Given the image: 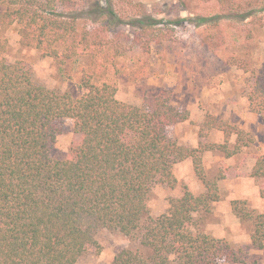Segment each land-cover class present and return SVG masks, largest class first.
<instances>
[{"label":"trees","instance_id":"obj_1","mask_svg":"<svg viewBox=\"0 0 264 264\" xmlns=\"http://www.w3.org/2000/svg\"><path fill=\"white\" fill-rule=\"evenodd\" d=\"M217 1L221 7L231 5V0ZM69 2L0 0V24L16 23L21 44L61 64L81 54L90 56L86 91L78 97L37 84L20 61L0 59V264H75L95 242L99 227L118 230L141 246L119 250L109 264H257L249 249H264V212L246 199H233L230 205L237 218L252 225L248 245L212 236L196 222L200 212H210L221 200L218 181L227 172L220 162L221 170L208 176L203 153H238L241 131L207 115L198 131L201 141L187 147L178 143L171 128L189 113L170 104L169 91L145 95L141 106L119 101L115 76L137 80L146 73L145 65L134 63L127 72L118 55H106L89 30L79 28L73 16L59 13L58 4ZM158 23L143 20L135 28L132 43L144 54L168 34ZM246 56L233 50L227 63L247 71ZM247 99L264 122V74L249 83ZM65 118L73 119L80 140L65 159H57L50 149L65 130ZM213 129L222 132V143L207 141ZM186 158L204 191L194 195L183 187L181 196L169 199L166 213L147 217L153 182L175 187L172 165ZM251 176L259 181L264 198V155L255 157Z\"/></svg>","mask_w":264,"mask_h":264},{"label":"rangeland","instance_id":"obj_2","mask_svg":"<svg viewBox=\"0 0 264 264\" xmlns=\"http://www.w3.org/2000/svg\"><path fill=\"white\" fill-rule=\"evenodd\" d=\"M58 9L59 13L73 16L79 28L89 30L100 41L106 55H118V64L127 72L137 64L145 65L146 73L137 80L115 76V97L119 101L141 106L145 95L169 91L170 104L189 113L185 121L171 128L178 143L187 147L201 141L197 133L207 115L224 119L238 129L242 123H252L251 130L239 129L242 138L239 144L248 146L243 153L257 155L256 140L262 142L264 134L258 125L263 121L257 114L253 116L247 96L249 83L264 74V0H231L229 7L219 6L217 0H71L68 4H58ZM113 19L116 21L111 22ZM150 19L157 20L168 34L162 42L152 43L144 54L132 42L135 28ZM58 49L64 50L62 45ZM237 49L247 55V71L227 63L228 55ZM0 59L8 63L20 61L30 69L37 84L49 89L77 97L86 91L83 82L90 64L89 55L81 54L61 64L40 50L21 44L16 23L0 24ZM245 113L255 117L254 122ZM63 123L65 130L56 136L50 149V155L57 159H65L80 140V134L73 129V119L65 118ZM209 137L207 141H211ZM230 141L231 145V138ZM211 158L207 159L208 176L221 170V164L213 163ZM221 184L222 202L213 203L210 212L196 216L199 230L236 245H248L252 225L232 212V216L227 213V175ZM183 187L188 188L181 182L178 197ZM171 194L175 191L171 193L167 185L153 182L146 216L166 213L169 199L177 197ZM251 206L257 212L263 209ZM94 241L75 264H109L123 248L141 249L135 238L105 227L94 231ZM249 255L257 264H264V250L250 248Z\"/></svg>","mask_w":264,"mask_h":264},{"label":"crops","instance_id":"obj_3","mask_svg":"<svg viewBox=\"0 0 264 264\" xmlns=\"http://www.w3.org/2000/svg\"><path fill=\"white\" fill-rule=\"evenodd\" d=\"M252 113H253V116H257L256 113L254 112ZM245 114L249 117L251 122H254L255 117L250 116L248 113H245ZM180 123H177V124H180ZM251 124L252 123H242L239 129L243 128L245 130H251V126H252ZM174 126H177V125H174ZM258 126H261L264 129V122L263 124L258 125ZM212 133L210 132L209 136L210 135L211 136L210 137L208 136L211 142L219 143L220 141L223 140V135L221 131L213 129ZM197 136H198V133H197ZM233 137L236 138V135L233 134L231 136V140L234 143L235 139ZM262 138H263L262 142L259 138H257L256 140L257 145L255 149H256L257 155L250 154L248 152L243 153V150H245V148L248 147L245 144L240 145L239 152L230 157H225L224 154L220 151L215 152L217 150H206L203 153V156H202L203 165H204L207 175L209 174V166L207 165V159L209 157H212L210 160H213V163H216L219 165L220 162H224L227 165V172H226V175H227V213H230L231 216H232L231 214L232 211H231L230 202L233 199H246L251 205H256V207H258L259 209L262 207L263 209L260 210L259 212H264V198H262L259 195V183H258L259 181L255 177L251 176V171L255 163V157L264 155V134L262 135ZM198 142L195 141L189 144H191L190 145L191 147H195L197 146ZM244 157H246V162L244 161ZM172 169H173V173L175 177L177 178V184L173 188L168 187L171 193L175 191V194H171V195H176L178 197L179 192H177V190L181 182L187 185L189 190L194 195H198L204 191L205 187L203 183L195 175L190 158H186L182 161L176 162ZM223 180L224 179H221L218 181L220 193L222 189L221 183ZM193 188L197 190H194ZM222 195H221V199H222ZM217 202H214V204Z\"/></svg>","mask_w":264,"mask_h":264}]
</instances>
